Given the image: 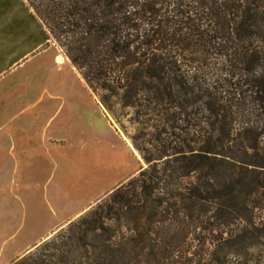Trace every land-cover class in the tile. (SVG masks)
<instances>
[{
    "label": "trees",
    "instance_id": "obj_1",
    "mask_svg": "<svg viewBox=\"0 0 264 264\" xmlns=\"http://www.w3.org/2000/svg\"><path fill=\"white\" fill-rule=\"evenodd\" d=\"M27 2L89 87L95 90L96 86H100L110 92V95L101 99L110 111L112 109L108 102L112 97L125 102L134 99L140 101L142 97L150 96L155 102H160L159 98H162L161 101L168 100L171 103L173 93L169 91L170 86L183 83L176 74L181 57L179 52L196 50L204 55L225 58L221 60H224L223 65L228 66L227 73L231 80L226 81L234 96L225 110L233 116L231 122L236 120L234 110L239 113L247 112V116H244L246 119H242L239 136L244 150H251L262 158L261 163L248 159L247 162L264 171V148H261L264 138V57L261 56V49L264 48L254 44L257 39L264 40V0ZM163 87L166 89L165 93H162ZM215 88L213 87L214 90ZM192 94L194 95V91ZM195 97L198 99V96ZM147 101L150 102V99ZM208 110L215 117L217 112L210 108ZM216 121L219 120H211V125L213 133H219L218 140L216 143L212 142L210 137L206 149H201L200 154L195 156L196 160L191 161L185 151L179 152L181 156L175 160L174 166L178 179L182 180L191 172L199 173L204 169L211 170V173H207L208 177H219L216 167L219 164L213 162L222 164L219 155L229 156L218 149L217 143L221 140L219 136L231 137L234 127L217 129L214 124ZM189 152L191 153V149ZM142 154L148 164L155 161L145 153ZM231 156L238 159L235 155ZM240 162L245 163L246 160ZM145 175L146 172H142V176ZM153 179L161 178H149ZM243 180L241 183L232 181V184H225L226 195L231 201L240 199L241 194L246 195L248 187ZM256 185L257 189L264 191V180ZM156 186L158 183L149 185L146 180H142V194H155L159 190ZM194 194L200 202L209 200L208 197L201 196L199 191ZM111 196L122 208L132 207L136 199L134 196L141 199L137 192L132 194L127 191L124 184ZM187 198L191 199L189 196ZM140 202L141 200L137 203L139 206ZM111 208L109 207L110 211ZM98 214L87 222L88 227H79L78 231L72 232L61 244L52 248L55 254L61 253L64 264H160L154 244L148 247L139 242L132 252L127 243L115 244L111 230L103 227L100 222L101 217H108ZM229 218L237 219L234 215H229ZM91 237L92 240L88 241ZM166 249L168 250L167 246ZM75 255L79 257L71 258Z\"/></svg>",
    "mask_w": 264,
    "mask_h": 264
},
{
    "label": "rangeland",
    "instance_id": "obj_2",
    "mask_svg": "<svg viewBox=\"0 0 264 264\" xmlns=\"http://www.w3.org/2000/svg\"><path fill=\"white\" fill-rule=\"evenodd\" d=\"M254 44L264 48L263 39L255 40ZM261 53L264 57V49H261ZM179 55L176 74L183 83L170 86L169 91L173 93L171 103L161 101L162 98L156 103L150 96L142 97L140 101L134 99L125 102L112 97L108 102L112 109L110 111L101 100L110 92L100 86L93 90L117 129L141 157V170L124 183L127 191L132 194L137 192L141 199L134 196L136 204L122 208L113 200V191L12 264H64L61 253L55 254L52 248L61 244L72 232L78 231L79 227H88L87 222L96 213L108 217H101L100 222L111 230L115 244L127 243L131 252L139 242L148 247L154 244L160 264H264V191L257 189L256 185L264 180V171L247 162L261 163L262 158L251 150H244L239 136L242 119L247 112L234 110L236 120L231 122L233 116L225 110L231 97H234L226 81L231 80L227 73L228 66L223 65L224 60H221L225 58L204 55L196 50L179 52ZM164 90L165 87L162 93H165ZM194 96H198V99ZM208 108L217 112L215 117ZM211 120L220 121L214 123L217 129L234 127L231 137L219 136L218 149L229 155H219L222 164L213 162L219 164L216 166L219 177H208L207 173H211V170L204 169L178 179L174 166L175 160L181 156L180 151H185L193 161L201 149H206L210 137L212 142L218 140L219 133H213ZM261 148H264V138ZM142 153L155 161L148 164ZM231 155L238 159H233ZM242 160L246 162H240ZM142 172H146V175L142 176ZM157 176L161 179L149 180ZM137 179L139 182H135ZM142 180L149 185L158 183L156 187L159 190L145 196L140 187ZM242 180L248 187L246 195L241 194L240 199L231 201L226 195L225 184L241 183ZM196 191L209 200H197L193 196ZM213 197L215 199H211ZM139 199L140 206L137 204ZM109 207H112V211ZM229 215L237 219L229 218ZM91 240L92 237L88 239Z\"/></svg>",
    "mask_w": 264,
    "mask_h": 264
},
{
    "label": "crops",
    "instance_id": "obj_3",
    "mask_svg": "<svg viewBox=\"0 0 264 264\" xmlns=\"http://www.w3.org/2000/svg\"><path fill=\"white\" fill-rule=\"evenodd\" d=\"M141 167L27 0H0V264L39 246Z\"/></svg>",
    "mask_w": 264,
    "mask_h": 264
},
{
    "label": "bare ground",
    "instance_id": "obj_4",
    "mask_svg": "<svg viewBox=\"0 0 264 264\" xmlns=\"http://www.w3.org/2000/svg\"><path fill=\"white\" fill-rule=\"evenodd\" d=\"M59 58H60V57H59ZM61 60L63 61V58H62V57H61ZM61 60H60V61L58 60V61L61 63Z\"/></svg>",
    "mask_w": 264,
    "mask_h": 264
}]
</instances>
